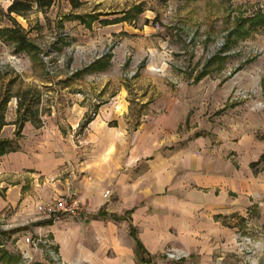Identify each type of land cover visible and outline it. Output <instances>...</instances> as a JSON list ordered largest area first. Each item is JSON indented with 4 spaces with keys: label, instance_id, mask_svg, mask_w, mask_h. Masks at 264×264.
Listing matches in <instances>:
<instances>
[{
    "label": "rangeland",
    "instance_id": "obj_1",
    "mask_svg": "<svg viewBox=\"0 0 264 264\" xmlns=\"http://www.w3.org/2000/svg\"><path fill=\"white\" fill-rule=\"evenodd\" d=\"M12 1L0 0V9L6 12ZM104 1L76 10L60 1L46 13L13 16L38 46L33 53H16L1 34L15 22L0 24V105L12 96L0 140L15 138L17 96L29 92L22 113L29 108L35 121L26 122L23 132L31 133L35 146L37 129L59 131L76 175L85 163L97 177L108 159L133 180L158 159L168 163L166 191L153 202L141 183L137 204L140 212L147 210L139 232L147 234L149 213L155 214L154 227L168 242L156 250L155 263L264 264V0ZM140 4L143 12L131 25L148 22L155 29L140 49L121 51L125 33L111 37L98 23L88 29L66 20L72 13H117ZM109 56L106 68L93 67ZM133 154L138 161L132 162ZM104 189L114 207L120 197L111 185ZM29 212L0 216V251L13 255L14 264H61L44 244L33 250L39 235L50 246L51 238L39 232L46 220L37 205ZM192 216L204 244L189 251L182 228ZM27 238L34 243L24 249Z\"/></svg>",
    "mask_w": 264,
    "mask_h": 264
},
{
    "label": "crops",
    "instance_id": "obj_2",
    "mask_svg": "<svg viewBox=\"0 0 264 264\" xmlns=\"http://www.w3.org/2000/svg\"><path fill=\"white\" fill-rule=\"evenodd\" d=\"M60 1L71 6L65 0H59L57 4ZM81 2L82 6L88 2L91 5L100 6L105 1L81 0ZM55 5H53V8ZM130 9L121 10L117 13H107L102 10L92 9V13L88 14H101V16L99 20L92 23L91 27H87L75 18H66V20L78 21L88 29H92L98 23L99 26H105L104 29L108 30L111 37L120 33L129 35V38H126L123 44H120L121 51L126 52L128 48L140 49L142 39L149 35L148 30L155 32V29L151 28L148 22L144 23L142 28L132 26V23L135 24L137 22L138 15L126 20L125 13ZM33 10L38 11L37 7H34ZM71 15L82 14L72 13ZM144 18L150 20L151 17L145 16ZM104 21L109 23L104 24ZM110 57H108L109 60ZM96 61L93 63H97ZM111 119L120 121L119 115H113ZM23 131L22 140H19L20 150L0 157V216L17 210H22L28 214L34 205L47 204L52 199L55 200L59 195L69 193V191L75 192L77 199L82 204L83 216L94 217L87 218L83 223L76 221L68 223L46 221V223H41L46 226L39 228V232H47L49 234L51 246L58 253L61 264H141L137 261L135 242L130 235L129 223L125 220L116 221L110 215L124 216L128 211L134 210L131 215L133 224L137 229L140 228L139 217L146 210L143 209L140 212L141 208L137 207L140 184L148 185L147 188L149 189L144 191V197H151L153 202H155L156 199H159L155 195L167 189L166 185L163 186L162 178L168 176L165 172V168L169 166L168 163L164 162L163 158L158 159V161L156 160L150 165L151 170L141 176L142 178L139 177L133 180L124 175L122 171H118V167L121 166L118 161L108 162V159L101 161L99 168L102 172H99L97 177H93V169L88 170L90 165L85 163H83V165L85 164L84 166H81L80 171L78 169V174L76 175L72 171L73 166L69 162V158L64 154L66 147L63 144V137L59 135V131L53 132L44 128L37 129L36 135L40 138H36L35 146L32 145L28 138L31 133ZM24 136L26 137L24 138ZM139 158L140 155L138 154L131 156L132 162L138 161ZM151 184L152 189L149 187ZM108 185L112 186V193L120 197L119 203L115 201L116 205L114 207L108 205V198L110 197L105 196L109 190L106 191L107 189H104V186ZM161 198L160 201L163 202L165 197ZM101 211L107 213L108 216L97 218ZM155 216V214L149 213L147 234L139 232L138 229L143 245L152 256L156 254L158 248L168 243L160 237L159 232L164 231L154 227ZM186 224L182 228L186 239L183 242V247L189 251L203 247L204 242L196 236L198 228L193 216ZM170 226L167 224V229ZM38 237L44 239L42 235ZM28 245L26 241H23L24 249ZM33 250L38 252L39 249L35 247ZM39 263L45 264L43 262ZM153 264L157 263L154 262Z\"/></svg>",
    "mask_w": 264,
    "mask_h": 264
},
{
    "label": "trees",
    "instance_id": "obj_3",
    "mask_svg": "<svg viewBox=\"0 0 264 264\" xmlns=\"http://www.w3.org/2000/svg\"><path fill=\"white\" fill-rule=\"evenodd\" d=\"M58 1L59 0H13L12 4L9 6L6 12L0 9V24L3 23L4 19L6 18L15 22L16 26L12 28L3 29L1 31V34L2 33L5 34L6 39L10 42H13L16 45L15 48L16 53H22V52L33 53V52H37L39 48L28 38L23 27L15 21L13 15L25 16L27 13L31 12L34 9V7H37V10L42 13H46ZM65 1H68L73 9H78L82 6L81 0H65ZM159 1L166 2V0H159ZM142 12L143 11L141 8V4L137 5L125 13V19L127 20L129 18H134L137 15L141 14ZM100 16L101 14L68 15L66 16V18L67 19L75 18L76 20L81 21L87 27H91L93 22L99 20ZM108 23L109 22L104 21V24H108ZM109 64H110V60L108 59L104 62L102 61L97 62L94 67L95 69L103 70ZM28 94L29 92H26L24 93V95L17 96V99L19 101V106L17 110L19 118L16 121V123H14L15 125L18 126L15 133V138L0 140V157L20 150L19 140L22 137V131L25 123L28 121H35V118L29 116V108L25 109L24 112L22 113V109L25 106L26 98ZM11 99L12 96L8 94L6 97H4L0 105L1 108L0 132L6 125H8V123L5 120V109L9 104V102L11 101ZM133 211L134 210L128 211L124 216L110 215V217L116 221L125 220L129 223L130 235L135 242L137 261L141 264H153L154 258L143 245L139 237L138 229L133 224V220L131 217ZM107 216H108L107 213L101 211L98 214L97 218H102ZM16 261L17 259L13 255L8 254L3 250L0 251V262H4L5 264H14L16 263ZM36 264H42V263H36Z\"/></svg>",
    "mask_w": 264,
    "mask_h": 264
},
{
    "label": "built area",
    "instance_id": "obj_4",
    "mask_svg": "<svg viewBox=\"0 0 264 264\" xmlns=\"http://www.w3.org/2000/svg\"><path fill=\"white\" fill-rule=\"evenodd\" d=\"M109 194L110 192L108 191L105 196L107 197ZM82 210V204L77 199L76 193L72 191H69V193L64 195L60 200H54L51 203L37 206V212L41 218L52 222L59 221L64 216L72 219H80ZM26 243L30 244L34 243V241H32L31 238H27ZM41 243L48 247L50 256L57 261L58 259L55 257L57 253L55 250H51V246L48 245L47 241L39 237L34 245L38 247Z\"/></svg>",
    "mask_w": 264,
    "mask_h": 264
}]
</instances>
